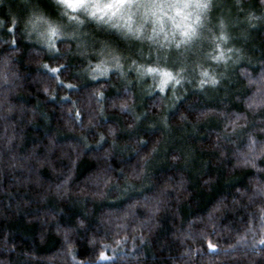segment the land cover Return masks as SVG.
I'll return each mask as SVG.
<instances>
[{
    "label": "trees",
    "instance_id": "1",
    "mask_svg": "<svg viewBox=\"0 0 264 264\" xmlns=\"http://www.w3.org/2000/svg\"><path fill=\"white\" fill-rule=\"evenodd\" d=\"M211 3L195 57L163 60L56 0H0V264H264V0Z\"/></svg>",
    "mask_w": 264,
    "mask_h": 264
},
{
    "label": "snow or ice",
    "instance_id": "2",
    "mask_svg": "<svg viewBox=\"0 0 264 264\" xmlns=\"http://www.w3.org/2000/svg\"><path fill=\"white\" fill-rule=\"evenodd\" d=\"M56 4L61 9V14L66 16L69 21H76L78 24L84 23V20L79 15V13H84L90 20L108 24L117 31L125 28L127 29L124 33L125 35L131 34L136 37L141 36L140 30L144 27L145 23L150 21L153 24V35L149 36L148 39L152 40L156 35L163 33L164 46L167 47L169 43H174L177 49L197 35V29L202 22L200 13L212 7L211 0H56ZM31 6L32 16L29 18L28 23L32 24L33 28L37 26V22L46 25L47 43L50 48L55 49L56 41L54 38L61 35L59 24L49 20L35 3H32ZM185 9L196 10L194 20L192 19V13H184ZM177 15L182 16L183 20L188 22L183 25L175 23V16ZM134 17H140L142 21L136 28H133L131 23ZM165 17L173 21L174 24L171 38L164 29ZM121 21H124V23L121 24ZM16 23L17 21L13 19L9 32L14 31ZM221 27H223V24ZM176 29L180 30L179 38L176 37ZM219 39L226 41L228 37L222 31ZM14 43L15 41H13ZM217 47L219 48L220 45L217 44ZM229 51L231 50L229 49ZM223 58V53H218L216 56H213V59ZM133 64H135V61H133ZM115 66L119 67V64L117 63ZM97 68L100 69V75H107V67L101 69L100 65H97ZM51 71L56 73L58 69L52 68ZM145 72L160 74L162 79L158 87L161 93L165 91V85L169 81H174L175 84L180 83V79H177L179 72L174 74L166 68L160 69L151 66L147 67ZM202 76H208L207 71L203 72ZM209 82L211 84L217 83L214 77H210L208 80H202L201 86ZM69 87L71 86L69 85ZM260 243L264 244V240H261ZM209 247L212 249L214 246L210 244ZM99 259L104 260L107 257L101 252Z\"/></svg>",
    "mask_w": 264,
    "mask_h": 264
},
{
    "label": "rangeland",
    "instance_id": "3",
    "mask_svg": "<svg viewBox=\"0 0 264 264\" xmlns=\"http://www.w3.org/2000/svg\"><path fill=\"white\" fill-rule=\"evenodd\" d=\"M184 13L185 14L192 13V19L193 20L195 19V15H196L195 9H185ZM82 14L85 15L84 13H82ZM207 14H208V9L205 12L200 13L201 18H202V22L200 23V26L197 29V35L194 36L186 44H183L179 49H177L175 47L174 43H169L168 46L165 47L164 46L165 41H164L163 33L156 35L152 40L148 39L149 36L153 35V33H152L153 24L150 21L145 23L144 27L140 30L141 31L140 37L146 38L145 40L147 41V43L150 47V51H151V55H152L153 59H159L161 57L160 59L164 60L165 58H168L169 56H173V54H174V56L176 55V57H178L177 59H179V60H182L181 58H184V59L191 58V57L194 58L195 55L197 54L196 50L198 49V45H199L200 41H202L204 39L202 37L203 36L202 31L204 30V27L206 26L205 17ZM173 15H175V14L173 13ZM164 19H165L164 29L168 33L169 37L171 38V36L173 35V28H174L173 21L169 20L167 17H165ZM187 22L188 21L183 20L182 16H180V15L175 16V23L183 25ZM123 23H124V21H121V24H123ZM131 23H132V27L136 28L137 26H139L142 23V21H141L140 17H134V19ZM105 26L110 28V29H114V28L110 27L108 24H105ZM122 29L127 31V29H125V28H122ZM36 31L38 32V30H36ZM179 31H180L179 29L175 30V34H176L177 38H179ZM129 35L131 38H139V37L133 36L131 34H129ZM169 53H171V54H169ZM104 56H106L108 58L109 57L112 58L111 53H104ZM114 64H116V63H114ZM180 74H181V72H180ZM151 76L159 77L160 81L162 79V77L158 73H151ZM178 79H180V78H178ZM180 83H181V79H180ZM157 85H159V84H157ZM174 85L177 87L179 84H175V82H174Z\"/></svg>",
    "mask_w": 264,
    "mask_h": 264
}]
</instances>
